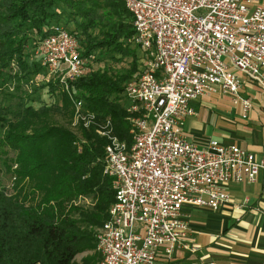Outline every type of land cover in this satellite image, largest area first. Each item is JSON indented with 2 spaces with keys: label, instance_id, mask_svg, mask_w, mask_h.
Here are the masks:
<instances>
[{
  "label": "built area",
  "instance_id": "2783aa9c",
  "mask_svg": "<svg viewBox=\"0 0 264 264\" xmlns=\"http://www.w3.org/2000/svg\"><path fill=\"white\" fill-rule=\"evenodd\" d=\"M122 1L133 16L127 42L147 55L123 92L130 143L119 138L110 118L98 121L77 96L72 83L88 73L91 58L66 26L51 25L38 45L43 72L33 83L66 92L73 123L97 125L108 141L104 174L115 199L95 234L98 264H159L160 249L168 258L179 249L197 250L186 204L218 209L231 201L228 183L255 182L264 170V157L236 143L199 145L182 131L196 114L192 102L210 92L229 95L248 118L254 104L242 93L240 73L264 88V1Z\"/></svg>",
  "mask_w": 264,
  "mask_h": 264
},
{
  "label": "trees",
  "instance_id": "16d2710c",
  "mask_svg": "<svg viewBox=\"0 0 264 264\" xmlns=\"http://www.w3.org/2000/svg\"><path fill=\"white\" fill-rule=\"evenodd\" d=\"M62 12L81 18L82 33L70 31L79 38L84 55L93 58L98 50L109 56L97 57L103 66L90 65L88 73L72 83L77 96L98 121L110 118L115 133L130 143L123 92L125 83L143 70L137 51L146 52L127 42L134 35L133 16L122 0H0L1 86L8 90L9 81L20 82L42 70L40 62L27 60V51L37 49ZM125 60L128 66L117 69L115 64ZM42 87L52 96L59 94L62 108L40 97L36 108L34 96L19 85L15 93L1 94L16 98L19 93L15 105L0 102V155L16 176L14 194L0 186V264H73L78 254L96 249L93 228L109 218L115 199L112 180L104 174L107 139L95 124L80 126L79 149L76 133L53 118L56 113L72 117L69 95L57 93L54 84ZM10 162L17 165L15 170ZM81 196L94 200L91 208L69 206Z\"/></svg>",
  "mask_w": 264,
  "mask_h": 264
},
{
  "label": "crops",
  "instance_id": "0c3cea01",
  "mask_svg": "<svg viewBox=\"0 0 264 264\" xmlns=\"http://www.w3.org/2000/svg\"><path fill=\"white\" fill-rule=\"evenodd\" d=\"M240 75L242 93L251 97L254 104L248 118L242 117V107L235 106L229 95L210 92L192 102L196 114L188 118L182 131L199 145L212 139L236 143L261 159L264 157V88L246 74ZM226 190L231 201L218 209L184 206L191 240L197 250L179 249L168 258L160 249L159 264H264V170L255 182H230Z\"/></svg>",
  "mask_w": 264,
  "mask_h": 264
},
{
  "label": "rangeland",
  "instance_id": "374dc122",
  "mask_svg": "<svg viewBox=\"0 0 264 264\" xmlns=\"http://www.w3.org/2000/svg\"><path fill=\"white\" fill-rule=\"evenodd\" d=\"M62 9H63V7H62ZM59 11H61V10L59 9ZM61 14L62 15H60L61 16L60 18L59 17L57 18V16H56L52 20L51 25L60 23L64 26H66L69 30H72V31L78 30L79 33H82L81 32L82 28L79 27V25H78V23H80L82 21L80 17L73 19L74 17H72L68 13L62 12ZM36 51H37L36 48L33 50H30V51H27V54H29L27 60L29 62H32V61L40 62L41 61V56L38 55V53ZM137 53H138L139 57H141V59H140V63L142 64L141 68L144 69L145 62L147 61V56H146V54H142L141 51H137ZM97 57H102L104 59L109 58V56L106 55L105 53H102L100 55L98 50L95 51V53L93 54V58H91L89 61V65H92L94 68H97L98 66H103V64H104L103 62L98 64L96 62ZM115 66L117 69L123 70V68H126L128 66L127 60L123 61L122 63L115 64ZM90 69H91V67L89 68V70ZM17 71H18V68L14 69L13 72H17ZM42 72H43V70H41L39 73L31 76L30 78L20 80V82L9 81L7 84L8 86H6V88H9L8 90H6L5 88H3L1 86V80H0V102H1V100H3V102L4 101L9 102V103H13L15 105L18 102L19 93L16 92V94H18V95H16V98H10L12 96L6 95V94H3V96H1V94L5 90L12 92V93H15V90H13V89H15L19 85V88H21L22 90H25L26 93L30 94V96H31V94H32V96H34V97H32L33 101H31V103L36 108H38L40 106V103L38 101L39 99H37L38 97H40L41 100H44V102L49 103V104L54 103V102L55 103L58 102V104L62 108L63 103H62L61 97H59V94H54L52 96L51 94L47 93V90L45 88L42 87L43 86L42 83H40V85H36L33 83V81H36V76ZM126 83H125V85H126ZM73 117H74V110H73V115L71 118H69L66 114H63V113H56V115L53 118H54V122L67 126L71 130H73L77 135V130L79 129L80 126H77L73 123L74 122ZM77 137H78V139L82 138V136H80L79 134L77 135ZM13 155H14V153H11V156H13ZM3 160H4V157H1V155H0V186L5 187L8 191V193L14 194L15 193L14 184L16 183V181L14 179L15 173L12 170L9 171L7 164H5V162ZM13 163L14 162H10V166H12V169L15 170L17 165L13 164ZM92 202L94 203V200L91 197L88 196L86 198V196H81L77 200L69 203V206L71 204H73L75 206H78V207H81L84 209H89V208H91V205L93 204ZM74 216L77 217L78 214H74ZM99 227L93 228V234H94L95 238H96V235H95L96 231L98 230ZM99 258H100V254L96 248V249H93L90 251H85L83 253L78 254L76 256V258L74 259L73 264H98ZM88 259H89V261H86Z\"/></svg>",
  "mask_w": 264,
  "mask_h": 264
}]
</instances>
